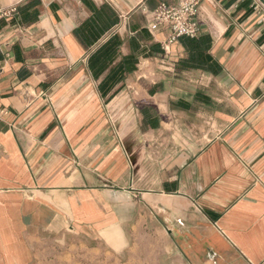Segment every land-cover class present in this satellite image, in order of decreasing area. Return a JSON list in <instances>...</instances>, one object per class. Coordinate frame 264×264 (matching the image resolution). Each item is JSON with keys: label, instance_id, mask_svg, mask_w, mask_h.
<instances>
[{"label": "crops", "instance_id": "0c3cea01", "mask_svg": "<svg viewBox=\"0 0 264 264\" xmlns=\"http://www.w3.org/2000/svg\"><path fill=\"white\" fill-rule=\"evenodd\" d=\"M159 1L0 0V264L151 230L180 264H264V28L250 0H203L213 63L181 68L180 40L148 28Z\"/></svg>", "mask_w": 264, "mask_h": 264}, {"label": "rangeland", "instance_id": "374dc122", "mask_svg": "<svg viewBox=\"0 0 264 264\" xmlns=\"http://www.w3.org/2000/svg\"><path fill=\"white\" fill-rule=\"evenodd\" d=\"M162 65L161 62L155 79L160 93L165 90L166 80ZM173 91L179 93V85L173 86ZM134 242L135 246L116 253L110 248L87 244L83 238H61L45 247L44 256L37 264H180L176 252L170 251L158 230L140 232Z\"/></svg>", "mask_w": 264, "mask_h": 264}, {"label": "built area", "instance_id": "2783aa9c", "mask_svg": "<svg viewBox=\"0 0 264 264\" xmlns=\"http://www.w3.org/2000/svg\"><path fill=\"white\" fill-rule=\"evenodd\" d=\"M250 1L257 23L264 28V0ZM202 2L203 0H160L149 20V30L166 28L169 31L167 45L177 42L183 36L191 38L198 36L201 32L198 17ZM15 11L14 8L7 13Z\"/></svg>", "mask_w": 264, "mask_h": 264}, {"label": "trees", "instance_id": "16d2710c", "mask_svg": "<svg viewBox=\"0 0 264 264\" xmlns=\"http://www.w3.org/2000/svg\"><path fill=\"white\" fill-rule=\"evenodd\" d=\"M110 17L105 20V23L110 22ZM146 34V32H144ZM180 42L188 50L189 56L187 59H183L180 62L181 68H205L208 69L213 63L210 56H207L203 51H207L210 46V36L202 34L199 38L194 37H181ZM120 41L117 37L111 38L107 44H105L98 54L101 56L104 53H109L112 49L119 45ZM153 50L156 54H163L165 52L161 44H155ZM98 58V55L97 57ZM94 60V57H93ZM138 59L132 56L124 57L123 60L110 72V74L101 82L99 88L103 95H107L123 77L126 72L136 69ZM92 65V63H91ZM101 71H96L95 74L99 76Z\"/></svg>", "mask_w": 264, "mask_h": 264}]
</instances>
